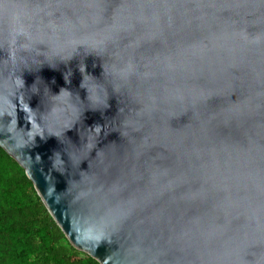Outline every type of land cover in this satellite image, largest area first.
Masks as SVG:
<instances>
[{
	"label": "water",
	"instance_id": "obj_1",
	"mask_svg": "<svg viewBox=\"0 0 264 264\" xmlns=\"http://www.w3.org/2000/svg\"><path fill=\"white\" fill-rule=\"evenodd\" d=\"M0 145L101 264H264V0H0Z\"/></svg>",
	"mask_w": 264,
	"mask_h": 264
},
{
	"label": "trees",
	"instance_id": "obj_2",
	"mask_svg": "<svg viewBox=\"0 0 264 264\" xmlns=\"http://www.w3.org/2000/svg\"><path fill=\"white\" fill-rule=\"evenodd\" d=\"M0 264H101L70 242L26 169L1 145Z\"/></svg>",
	"mask_w": 264,
	"mask_h": 264
}]
</instances>
